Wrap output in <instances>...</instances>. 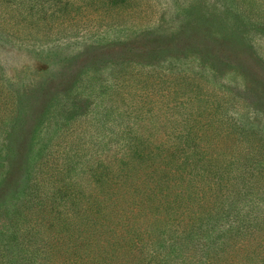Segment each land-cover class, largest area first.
Masks as SVG:
<instances>
[{"label":"trees","instance_id":"1","mask_svg":"<svg viewBox=\"0 0 264 264\" xmlns=\"http://www.w3.org/2000/svg\"><path fill=\"white\" fill-rule=\"evenodd\" d=\"M232 1L235 6H264V0ZM8 7L6 13L32 21L22 6ZM35 8L36 26L21 25L23 39H50L55 14L45 6ZM136 8L109 9L131 15ZM2 10L0 25L7 19ZM190 26L210 40L209 48L220 43L226 51H251L242 41L223 43L224 34L209 30L202 20ZM13 34H21L19 25ZM112 51L114 57L100 67L107 63L120 69L104 80L105 91L99 92L109 97L112 123L88 119L92 123L87 126L99 132L88 142L83 124L60 125L61 137L72 138L76 130L80 136L67 151L51 141L49 151L41 145L39 160L33 144L4 148L0 264H264V201L259 199L264 195V138L257 139L258 132L244 129L241 120L225 112L240 113L241 101L244 105L250 95L243 100L238 92L233 96L224 85L213 87L197 73L156 71L150 62ZM207 63L209 71L217 70ZM91 67L61 73L49 86L54 77L46 80L39 92V125L55 117L49 107L54 112L64 109L76 82L79 88L91 81L84 74ZM238 72L244 86L264 80L262 66L249 70L245 65ZM250 88L246 91L255 94ZM114 103L118 106L113 110ZM20 104V96L0 81V128L12 117L19 122ZM12 135L17 137V132ZM28 156L34 164L24 174L17 199L7 204L3 194L16 193L19 183L4 179L5 165L8 169Z\"/></svg>","mask_w":264,"mask_h":264},{"label":"rangeland","instance_id":"2","mask_svg":"<svg viewBox=\"0 0 264 264\" xmlns=\"http://www.w3.org/2000/svg\"><path fill=\"white\" fill-rule=\"evenodd\" d=\"M8 6H22L25 11L31 12L32 21H24L17 13H6ZM34 6H45L48 12L55 14L51 24L54 31L48 36L50 39H23L21 25L27 23L36 26ZM110 6L139 8H136L135 13L127 15L126 12L111 11ZM0 7L5 10L1 13H6L7 18L0 28H8L7 31L0 29V81L7 89L20 96L21 103L17 109L20 113L19 122L12 117V120L0 128L1 158L4 148L8 146L22 149L30 144L35 145V160H39L42 155L39 152L41 145L48 147V151L52 149L50 144H56L60 150L65 151L69 146L71 150V146L75 144L74 139L80 136L77 135L78 130L73 132L72 138L61 137L57 132L60 125H68L67 122H71L69 127L83 124L82 134L86 130L87 142L89 136L99 133L87 124L90 125L91 121L99 124L112 123L114 114L107 100L109 97L103 98L99 92L105 91L104 80H109L113 74L118 75L120 69V66L108 68L107 63L100 67L101 62L114 57L113 48L123 50L139 62L152 63L156 71L198 74L207 77L213 87L224 85L232 91L233 96L238 92L244 100L247 94L250 95V100L246 99L244 105L241 101L243 110L240 113L225 112L241 120L244 129L251 128L253 132H258L257 139L264 138V80H257V86H244L240 82L239 72L237 73L245 65L249 66V70L264 67V6H235L232 0H0ZM195 20H202L211 31L216 28L222 32L225 37L221 38L226 39L223 43L242 41L251 51H226L220 43L209 48L207 43L210 40L199 36L191 28L190 24ZM8 22L16 26L11 27L12 25H7ZM18 25L21 34H13ZM205 48L208 50L204 51ZM123 51L119 53L123 54ZM213 55H218V58L212 59ZM254 57H258L255 63ZM208 61L217 68L215 72L204 66L209 64ZM90 66L92 67L84 74L92 77L91 81L79 88L80 83L76 82L72 97L65 102V110L54 112L55 107H49L50 115L52 112L55 117L49 124L39 125V112L40 107L42 108L39 92L46 80L54 77L49 86L58 82L57 76L61 73L75 74ZM91 73L94 75H90ZM253 73L257 74V71ZM252 77L256 79L254 75ZM250 87L256 89L255 94L246 91ZM204 103L207 104L206 99ZM228 103L236 104L230 100ZM111 106L114 110L118 103ZM81 113H86L87 117L81 116ZM74 116L77 117L73 118ZM13 131L17 132V137L12 135ZM237 147H240L239 141ZM25 158L13 161L8 169L5 165L4 179L10 185L19 183L16 193L3 194L7 204L17 199L23 187L24 174L34 164L30 161V156ZM259 199L264 201V195L261 194ZM214 237L215 234H212V238Z\"/></svg>","mask_w":264,"mask_h":264}]
</instances>
